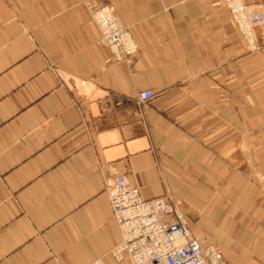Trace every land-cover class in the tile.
Wrapping results in <instances>:
<instances>
[{"label": "crops", "instance_id": "obj_1", "mask_svg": "<svg viewBox=\"0 0 264 264\" xmlns=\"http://www.w3.org/2000/svg\"><path fill=\"white\" fill-rule=\"evenodd\" d=\"M89 2L130 29V62H107ZM254 39L222 0H0V264H128L116 174L227 264H264V25Z\"/></svg>", "mask_w": 264, "mask_h": 264}, {"label": "built area", "instance_id": "obj_2", "mask_svg": "<svg viewBox=\"0 0 264 264\" xmlns=\"http://www.w3.org/2000/svg\"><path fill=\"white\" fill-rule=\"evenodd\" d=\"M232 25L239 30L248 47L256 50L254 30L264 25V14L251 10L243 0H222ZM90 17L100 31V42L109 51L107 62H130L137 52L129 28L121 26L115 8L87 3ZM153 93H139L147 102ZM105 193L121 232V241L110 254L128 264H227L215 246H202L191 234L184 216L170 196L144 199L124 175H115ZM92 264H99L94 262Z\"/></svg>", "mask_w": 264, "mask_h": 264}, {"label": "rangeland", "instance_id": "obj_3", "mask_svg": "<svg viewBox=\"0 0 264 264\" xmlns=\"http://www.w3.org/2000/svg\"><path fill=\"white\" fill-rule=\"evenodd\" d=\"M250 49V48H249ZM251 50V49H250ZM257 50V49H256ZM256 50H251V51H256Z\"/></svg>", "mask_w": 264, "mask_h": 264}]
</instances>
